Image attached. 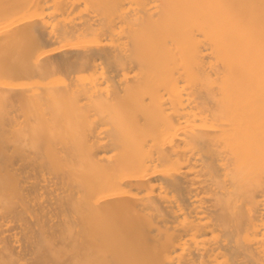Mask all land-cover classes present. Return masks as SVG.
<instances>
[{
    "label": "bare ground",
    "instance_id": "obj_1",
    "mask_svg": "<svg viewBox=\"0 0 264 264\" xmlns=\"http://www.w3.org/2000/svg\"><path fill=\"white\" fill-rule=\"evenodd\" d=\"M0 264H264V0H0Z\"/></svg>",
    "mask_w": 264,
    "mask_h": 264
}]
</instances>
